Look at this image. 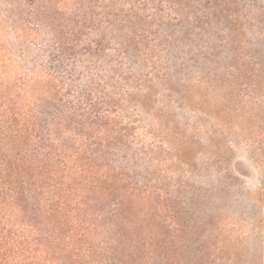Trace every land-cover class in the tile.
Listing matches in <instances>:
<instances>
[{
    "label": "rangeland",
    "instance_id": "obj_1",
    "mask_svg": "<svg viewBox=\"0 0 264 264\" xmlns=\"http://www.w3.org/2000/svg\"><path fill=\"white\" fill-rule=\"evenodd\" d=\"M128 255L264 264V0H0V264Z\"/></svg>",
    "mask_w": 264,
    "mask_h": 264
},
{
    "label": "trees",
    "instance_id": "obj_2",
    "mask_svg": "<svg viewBox=\"0 0 264 264\" xmlns=\"http://www.w3.org/2000/svg\"><path fill=\"white\" fill-rule=\"evenodd\" d=\"M91 1H93V0H91ZM94 107V109H96V106H93ZM99 119H101V118H99ZM104 119V118H103ZM103 119H101L102 121H103ZM101 121V122H102ZM93 123V122H92ZM83 132V131H82ZM48 167V168H47ZM69 166L67 165V163L66 164H63V168L64 169H66V168H68ZM35 167H33V166H31V167H23V166H18V167H16V166H12V165H10V166H8L7 168H5V171H6V173H17V175L18 176H25V178H27L28 179V181L27 182H29L30 184H32V185H34V186H37L36 185V183H31V181H32V178H33V176H30L31 175V172L30 171H33V170H35L34 169ZM36 170H38L39 172L37 173V175H36V178L37 177H39V178H47V179H45V180H47V182H56V180H57V176H56V174H54V171L51 169V166H44L43 168H36ZM39 181V180H38ZM43 182H45V181H43ZM39 183H40V181H39ZM45 189V187H44V183H41V185H39L38 187H36V190H35V195H34V198L36 199V201H37V198L39 197V196H41L42 195V191ZM9 191H11L12 193H14L15 192V195H17L18 197H15V201H17V203H21V204H19L20 206H21V208L22 209H24V211L25 212H27V204L25 205V206H23V203H27V202H25V190H24V186H23V184H22V182H20V183H18V184H16V185H9V189H8ZM44 192V191H43ZM7 196H8V194H6ZM3 198H4V200H6L8 197H5V195L4 196H2ZM9 199V198H8ZM67 203H65V205H66ZM68 205V204H67ZM62 209V208H61ZM77 211V209L76 208H74L73 209V212H76ZM37 212H39L38 210H37V208H33V216H34V218H31L30 217V220L32 221H34V222H37L36 221V219H37V216L39 215V213H37ZM28 213V212H27ZM48 213V212H47ZM55 212H54V210L52 209L51 210V212H49L48 213V215L50 216V218L49 219H54V220H57L58 218V216L57 215H55L54 214ZM79 213V212H78ZM70 217H71V214H70V212H69V214H68ZM78 215V214H77ZM68 219V218H67ZM86 223V222H85ZM60 225H63V226H66V224H62V223H60ZM83 232L82 234H81V237H89V236H86V235H88V233L86 232V230L85 229H83V228H81L80 230H79V232ZM109 246V245H108ZM103 250V249H102ZM110 250H112V248H107V250L105 249V250H103V251H105V252H108L109 253V255H105V258L106 259H108L110 262H114L115 261V259H116V257H118L119 255H116V254H114L113 252H111ZM122 253H124V252H122ZM100 255H102V253H100ZM135 262H136V259H134V257H132V256H130V255H128V256H126L125 257V259H121V256H120V260H119V263H121V264H135Z\"/></svg>",
    "mask_w": 264,
    "mask_h": 264
}]
</instances>
